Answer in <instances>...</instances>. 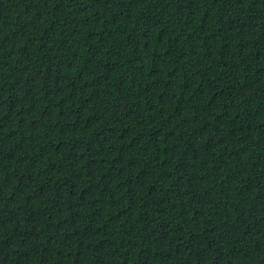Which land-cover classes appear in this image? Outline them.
<instances>
[{
    "label": "trees",
    "instance_id": "trees-1",
    "mask_svg": "<svg viewBox=\"0 0 264 264\" xmlns=\"http://www.w3.org/2000/svg\"><path fill=\"white\" fill-rule=\"evenodd\" d=\"M0 264H264V0H0Z\"/></svg>",
    "mask_w": 264,
    "mask_h": 264
}]
</instances>
